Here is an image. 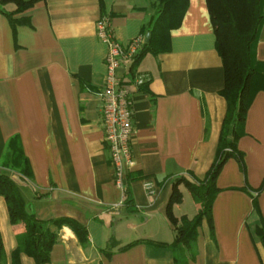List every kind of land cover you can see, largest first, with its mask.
<instances>
[{
  "label": "crops",
  "instance_id": "1",
  "mask_svg": "<svg viewBox=\"0 0 264 264\" xmlns=\"http://www.w3.org/2000/svg\"><path fill=\"white\" fill-rule=\"evenodd\" d=\"M154 1L101 0L100 7L99 0H42L16 16L27 23L14 29L0 14V159L17 137L31 172L16 181L23 202L40 220L69 218L88 234L83 248L71 230L61 228L46 264H174L168 247L174 232L166 215L172 185L177 179L202 181L214 160L226 111L219 95L224 75L205 0H188L179 28L170 33L169 52L141 59V85L126 82L133 166L122 192L100 125L107 49L95 23L108 17L114 39L126 46L140 37L147 18L138 9ZM256 56L264 63V24ZM128 67L122 64L117 73L127 77ZM237 149L244 170L234 159L222 166L212 231L203 218L196 256L188 264H264V247L255 236L264 223V92L247 110ZM10 172L0 167V174ZM127 189L132 211L125 205ZM178 189L186 190L182 182ZM181 199L177 206L182 193ZM0 237L5 264H12L16 236L1 196ZM19 264L35 263L20 255Z\"/></svg>",
  "mask_w": 264,
  "mask_h": 264
},
{
  "label": "trees",
  "instance_id": "2",
  "mask_svg": "<svg viewBox=\"0 0 264 264\" xmlns=\"http://www.w3.org/2000/svg\"><path fill=\"white\" fill-rule=\"evenodd\" d=\"M42 0H0V14L14 29L27 23L26 18H16L34 4ZM100 7H101V0ZM209 21L215 37V50L221 60L224 85L219 95L225 100L226 111L221 123L214 160L202 181L177 179L172 185L166 215L171 223L174 240L168 245L174 264H188L196 256L197 229L201 220H207L212 231L211 207L218 193L215 180L225 162L237 161L243 172V154L237 149L238 140L244 136L245 116L253 98L264 92V63L257 60L258 36L264 24V0H205ZM188 8V0H155L139 8L147 14L140 28L144 43L129 62L127 82L137 77V68L146 55L157 57L170 50V33L179 28ZM0 167L8 168L10 173L0 174V196L3 197L9 221L16 236V248L11 254L12 264H19V256L31 258L35 264L49 262L51 248L60 241L58 231L66 227L74 234L83 248L89 244L85 227L69 218L51 220L38 219L26 205L17 189L16 181L30 178L27 160L22 156L17 137L7 143L0 159ZM180 182L190 193L198 209L194 215L173 214V207L182 202L178 189ZM242 191L247 192L245 187ZM259 189L252 196V204L257 211L256 198ZM125 205L133 210L130 192L126 191ZM256 238L264 247V223L260 222L255 230ZM145 243L146 241H141ZM139 243L133 242L119 249L124 251ZM111 245L116 243L111 242ZM148 245L161 246L159 243L146 242ZM0 264H5V254L0 237Z\"/></svg>",
  "mask_w": 264,
  "mask_h": 264
},
{
  "label": "built area",
  "instance_id": "3",
  "mask_svg": "<svg viewBox=\"0 0 264 264\" xmlns=\"http://www.w3.org/2000/svg\"><path fill=\"white\" fill-rule=\"evenodd\" d=\"M97 39L106 46L104 84L98 93L100 99V125L103 132V143L109 154V164L114 171L115 185L125 192L128 170L133 166L131 153L132 103L126 86V77L117 73L122 64L129 63L137 50L145 43L137 37L126 46L120 45L113 36L110 19L106 16L95 23ZM144 78L137 75L136 86ZM149 189V185H145Z\"/></svg>",
  "mask_w": 264,
  "mask_h": 264
},
{
  "label": "rangeland",
  "instance_id": "4",
  "mask_svg": "<svg viewBox=\"0 0 264 264\" xmlns=\"http://www.w3.org/2000/svg\"><path fill=\"white\" fill-rule=\"evenodd\" d=\"M183 197V203L179 206L174 207V214L176 216L186 214L188 216H192L195 214L197 209L199 208L197 204L193 201L192 197L189 195L188 191L180 190Z\"/></svg>",
  "mask_w": 264,
  "mask_h": 264
},
{
  "label": "water",
  "instance_id": "5",
  "mask_svg": "<svg viewBox=\"0 0 264 264\" xmlns=\"http://www.w3.org/2000/svg\"><path fill=\"white\" fill-rule=\"evenodd\" d=\"M149 38H150V35L148 34V35L145 37V43H148V42H149Z\"/></svg>",
  "mask_w": 264,
  "mask_h": 264
}]
</instances>
